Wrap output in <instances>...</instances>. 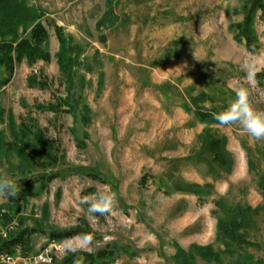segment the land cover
<instances>
[{"label":"rangeland","instance_id":"obj_1","mask_svg":"<svg viewBox=\"0 0 264 264\" xmlns=\"http://www.w3.org/2000/svg\"><path fill=\"white\" fill-rule=\"evenodd\" d=\"M250 1L22 0L42 15L50 60L17 64L11 83L0 89V142L16 139L23 121L31 134L44 130L52 158L27 167L0 149V174L54 177L43 188L35 184L33 196L19 205L0 198V244L34 230L30 251L4 253L10 258L0 264H59L70 254L97 252L108 254L105 264H177V250L193 246L220 253L218 263L193 253L194 264H249L248 256L251 264H264V140L238 125L218 127L213 118L239 87L264 111V67L253 82L241 68L249 55L264 62V19L259 11L253 17L255 54L233 28ZM54 24L64 35L70 83L58 67ZM31 74L46 88L28 87ZM59 102L57 113L46 110ZM31 134L23 139L41 149ZM107 191L116 195L113 211L88 215L80 198ZM217 204L260 208L241 232L251 245L218 238ZM78 228L91 232V246L68 250L78 236L49 240L52 232Z\"/></svg>","mask_w":264,"mask_h":264},{"label":"trees","instance_id":"obj_2","mask_svg":"<svg viewBox=\"0 0 264 264\" xmlns=\"http://www.w3.org/2000/svg\"><path fill=\"white\" fill-rule=\"evenodd\" d=\"M259 11V18L264 19V0H251L247 6H243L242 14L243 20L239 23L233 24L236 32L235 38L243 40L246 49L255 54L259 50L256 37L252 28L253 17ZM42 15L39 11L28 8L22 0H0V69L4 70L5 76L0 78V89L5 87L12 79L17 64L25 61L28 66L35 64L38 61L49 62L50 53L46 50L45 45L48 41L49 34L46 27L41 23ZM21 29V32L19 30ZM53 31L59 44V52L57 55V63L60 72L64 77H68L70 83V62L65 57V39L62 28L56 24L53 25ZM261 74H257L259 79ZM28 87H37L45 89L46 83L40 80L36 75L31 74L27 77ZM63 106L62 102L57 104H46V110L57 113ZM69 110H64V112ZM66 112V113H67ZM204 117V116H203ZM8 125L10 130L15 129L12 117L8 118ZM204 119V118H202ZM16 130V129H15ZM42 129L35 130L31 134V130L25 126L23 121H20L18 130L16 131L17 138L11 141L0 142V149L4 151L14 152L27 167H43L46 161L51 160L52 156L50 150L52 142L46 139L43 135ZM1 134V132H0ZM32 135L33 139L41 145V149L33 143V141L24 140L23 137ZM1 137V135H0ZM23 139V140H22ZM217 142L212 145L214 149H218ZM215 158L222 161L218 152H215ZM0 176H3L0 174ZM54 176L45 173L28 174L24 178H19L18 189L19 194L15 197H9L7 201L12 205H19L33 196L32 187L39 184L41 188L53 179ZM260 188L264 191V183L260 184ZM175 191H186L193 194H198L197 190L175 186ZM220 217L217 221V234L220 240H223L226 245H251L246 240L244 234L241 232L252 227L253 217L256 216L260 208H250L241 206H221ZM34 233L32 229H22L17 234L10 236L7 240L1 242L0 253L12 254L19 252L26 255L30 251V237ZM81 234H90L91 232L83 229H75L65 232H52L48 235L50 241H58L64 238H71ZM227 242V243H226ZM193 253L197 254L199 258L205 261H212L218 263L220 261V253L214 252L209 246H193L189 252L178 249L175 255L177 264H194ZM78 254H70L66 256L59 264H105L102 262L108 256L105 252H97L96 255L89 253H81V258ZM253 258L248 256L246 263L251 264Z\"/></svg>","mask_w":264,"mask_h":264},{"label":"clouds","instance_id":"obj_3","mask_svg":"<svg viewBox=\"0 0 264 264\" xmlns=\"http://www.w3.org/2000/svg\"><path fill=\"white\" fill-rule=\"evenodd\" d=\"M262 67H264V62L255 55L246 56L241 63V68L246 73L249 82L255 81L257 72ZM249 97L248 88H236L235 99L224 110L213 113V118L217 121L218 127L238 125L253 140L261 141L264 140V111L257 110ZM19 178L0 176V198L8 199L19 194L17 183ZM79 202L81 205H88L87 213L90 216L106 215L115 208L116 195L111 191L99 192L95 196H82ZM93 239L90 234H81L73 241L68 242L66 247L70 251L88 247L92 245Z\"/></svg>","mask_w":264,"mask_h":264},{"label":"built area","instance_id":"obj_4","mask_svg":"<svg viewBox=\"0 0 264 264\" xmlns=\"http://www.w3.org/2000/svg\"><path fill=\"white\" fill-rule=\"evenodd\" d=\"M10 257L8 256V255H6V254H2V255H0V260H4V259H9Z\"/></svg>","mask_w":264,"mask_h":264},{"label":"crops","instance_id":"obj_5","mask_svg":"<svg viewBox=\"0 0 264 264\" xmlns=\"http://www.w3.org/2000/svg\"><path fill=\"white\" fill-rule=\"evenodd\" d=\"M22 62H24V61H22ZM22 62H21V63H22ZM14 74H15V72H14ZM13 77H14V75H13ZM13 77H12L11 81L13 80ZM11 81H10L9 83H11Z\"/></svg>","mask_w":264,"mask_h":264}]
</instances>
